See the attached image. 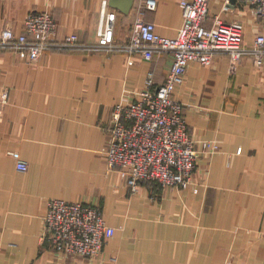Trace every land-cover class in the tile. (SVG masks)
I'll return each instance as SVG.
<instances>
[{
	"label": "crops",
	"instance_id": "crops-1",
	"mask_svg": "<svg viewBox=\"0 0 264 264\" xmlns=\"http://www.w3.org/2000/svg\"><path fill=\"white\" fill-rule=\"evenodd\" d=\"M127 1V0H122ZM0 0V29L20 33L31 11L49 12L59 36L95 44L101 15L114 13V44L124 46L135 23L149 22L173 39L182 23L181 0ZM210 18L243 25L244 44L264 25L242 3ZM170 54L151 61L120 49L47 52L37 67L0 53V264H264V63L245 57L229 68L225 54L210 66L190 62L173 97L184 107L198 152L185 188L142 182L131 194L105 163L113 109L137 100L149 73L162 85ZM216 146L210 152L202 143ZM17 155L27 163L17 172ZM196 190V191H195ZM98 206L115 233L99 260L63 256L41 242L50 200Z\"/></svg>",
	"mask_w": 264,
	"mask_h": 264
},
{
	"label": "built area",
	"instance_id": "built-area-1",
	"mask_svg": "<svg viewBox=\"0 0 264 264\" xmlns=\"http://www.w3.org/2000/svg\"><path fill=\"white\" fill-rule=\"evenodd\" d=\"M210 1H180L182 23L175 38L161 37L152 23L139 21L122 47L114 44L112 12L103 11L96 43L84 44L75 34L59 36L49 12L31 11L24 18L20 33L9 27L0 29V53L12 54L32 67H37L47 52L72 49L97 52L122 48L129 56L139 54L146 61L170 54L172 63L162 85H155L149 73L137 100L119 103L113 109L104 157L107 169L118 173L131 194L145 181L160 188H185L195 171L198 152L188 132L184 107L173 97V92L182 83L186 67L190 62L210 66L219 53L228 57L231 71L245 57H250L256 67L264 63L263 34L255 35L247 46L240 22H225L214 16L212 26H205L210 18ZM222 3L225 11L242 3L264 25V0H222ZM156 5V0L143 1L146 10L154 11ZM7 100L8 91L0 88V109ZM202 148L210 152L217 149L206 142ZM12 156L16 171L26 172L27 163L17 155ZM42 220L44 246L63 256L90 261L100 259L104 245L115 233L105 223L101 209L85 202L50 200Z\"/></svg>",
	"mask_w": 264,
	"mask_h": 264
},
{
	"label": "water",
	"instance_id": "water-1",
	"mask_svg": "<svg viewBox=\"0 0 264 264\" xmlns=\"http://www.w3.org/2000/svg\"><path fill=\"white\" fill-rule=\"evenodd\" d=\"M114 1H116V2H118V1H122V0H114ZM122 2H124V3H129V1L127 0V1H122Z\"/></svg>",
	"mask_w": 264,
	"mask_h": 264
},
{
	"label": "rangeland",
	"instance_id": "rangeland-1",
	"mask_svg": "<svg viewBox=\"0 0 264 264\" xmlns=\"http://www.w3.org/2000/svg\"><path fill=\"white\" fill-rule=\"evenodd\" d=\"M183 115H184V112H183ZM185 118V117H184ZM197 166V165H196ZM196 169V168H195Z\"/></svg>",
	"mask_w": 264,
	"mask_h": 264
}]
</instances>
